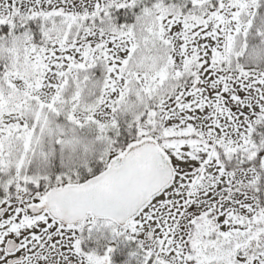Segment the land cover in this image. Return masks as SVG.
Segmentation results:
<instances>
[{"label": "snow or ice", "instance_id": "1", "mask_svg": "<svg viewBox=\"0 0 264 264\" xmlns=\"http://www.w3.org/2000/svg\"><path fill=\"white\" fill-rule=\"evenodd\" d=\"M0 264H264V0H0Z\"/></svg>", "mask_w": 264, "mask_h": 264}]
</instances>
